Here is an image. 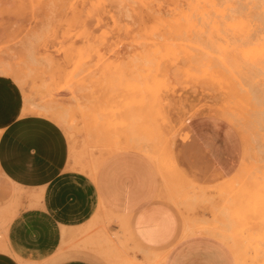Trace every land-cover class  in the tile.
<instances>
[{
  "label": "rangeland",
  "instance_id": "obj_1",
  "mask_svg": "<svg viewBox=\"0 0 264 264\" xmlns=\"http://www.w3.org/2000/svg\"><path fill=\"white\" fill-rule=\"evenodd\" d=\"M194 126L226 135L224 167ZM2 129L94 179L145 163L185 233L264 264V0H0ZM82 236L94 264L165 263L115 216Z\"/></svg>",
  "mask_w": 264,
  "mask_h": 264
},
{
  "label": "crops",
  "instance_id": "obj_2",
  "mask_svg": "<svg viewBox=\"0 0 264 264\" xmlns=\"http://www.w3.org/2000/svg\"><path fill=\"white\" fill-rule=\"evenodd\" d=\"M194 129L224 167L226 135L218 128ZM49 145V138L35 141L24 130L0 131L1 197L8 198L7 189L19 192L9 196L17 209L0 212V264H94L81 249L82 232L106 214L123 221L140 247L163 252L164 264H233L218 239L185 233L182 217L159 198L158 179L145 163H102L94 179L67 170L64 152ZM25 156L35 157L34 171H24Z\"/></svg>",
  "mask_w": 264,
  "mask_h": 264
},
{
  "label": "snow or ice",
  "instance_id": "obj_3",
  "mask_svg": "<svg viewBox=\"0 0 264 264\" xmlns=\"http://www.w3.org/2000/svg\"><path fill=\"white\" fill-rule=\"evenodd\" d=\"M2 156H3V152H2V150H0V158H2ZM21 163H22L24 171L32 172L35 170V165H36L35 157L25 156L22 159Z\"/></svg>",
  "mask_w": 264,
  "mask_h": 264
},
{
  "label": "bare ground",
  "instance_id": "obj_4",
  "mask_svg": "<svg viewBox=\"0 0 264 264\" xmlns=\"http://www.w3.org/2000/svg\"><path fill=\"white\" fill-rule=\"evenodd\" d=\"M203 1V0H202ZM205 1V0H204ZM208 1V0H207ZM198 2V1H197ZM201 2V1H200ZM206 3V2H205ZM208 4H209V2H208ZM208 4H206V5H208ZM208 7V6H207ZM151 9V8H150ZM171 165H172V163H171ZM95 168V167H94Z\"/></svg>",
  "mask_w": 264,
  "mask_h": 264
}]
</instances>
